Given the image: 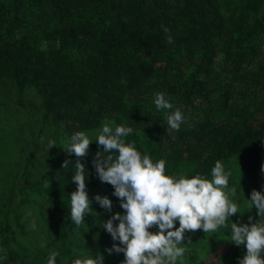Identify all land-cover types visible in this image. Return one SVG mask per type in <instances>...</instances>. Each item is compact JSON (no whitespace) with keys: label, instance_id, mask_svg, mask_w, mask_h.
Listing matches in <instances>:
<instances>
[{"label":"trees","instance_id":"16d2710c","mask_svg":"<svg viewBox=\"0 0 264 264\" xmlns=\"http://www.w3.org/2000/svg\"><path fill=\"white\" fill-rule=\"evenodd\" d=\"M157 92L173 104L169 111L179 109L186 120L171 135L165 112L153 103ZM11 113L21 118L12 138L17 131L33 141L20 146V157L11 153L9 141L1 143L6 147L0 156V264H47L50 251L60 253L56 264L95 258L97 252L104 264H123V253L106 251L113 243L122 245L100 227L124 210L92 166L102 151L96 133L105 120L132 127L125 142H134L153 162L164 159L168 176L201 174L211 180L217 160L231 172L229 187L261 173L264 0H0L5 130L12 126ZM50 127L56 146L43 151L36 138L46 137ZM78 131L93 137L81 162L88 169L86 192L94 213L80 226L70 216V194L76 191L71 165L77 158L63 150ZM40 152L48 158H36ZM66 159L70 165L62 169ZM43 165L48 167L42 174ZM97 195L112 201V213L99 206ZM230 198L244 213L232 222L259 218L246 197ZM230 231L221 227L210 237L203 230L186 233L184 241L191 243L184 264H238L246 249L228 242ZM42 239L47 247L40 246Z\"/></svg>","mask_w":264,"mask_h":264},{"label":"clouds","instance_id":"9594fccd","mask_svg":"<svg viewBox=\"0 0 264 264\" xmlns=\"http://www.w3.org/2000/svg\"><path fill=\"white\" fill-rule=\"evenodd\" d=\"M163 31L167 33L169 29L164 27ZM167 40L172 43L170 35ZM153 103L157 111L165 112L167 134L178 132L186 123L179 109L169 111L174 106L165 93H155ZM113 125L114 120H105L102 129L98 130L95 143L98 148L102 147V151H97L91 161L101 183L114 188L112 195L118 198L119 207L124 210L123 215L112 214L100 224L114 242L119 241L122 245L113 243L106 250L109 255L123 253V264H177V261L184 264L186 247L181 245H185L186 233L197 230H203L205 234L215 233L221 227L227 228L232 216L244 215L240 205L230 198L236 197L237 189L229 187L231 172L225 170L222 161L215 162L211 180L201 174L192 178L183 174L178 178L168 176L164 159L153 162L148 155L137 151L134 142H125V138L134 131L132 127ZM172 138L175 139L174 136ZM92 143L88 134L78 131L71 135L66 150L63 149L68 156L77 158L71 165L74 169L71 182L76 185V191L70 194L71 222L76 226L85 224V215L94 213L86 192L85 172L88 169L81 162V158L88 156ZM54 147L55 142L49 141V150ZM101 153L107 155L102 159ZM69 165L70 161L66 159L62 169ZM94 199L102 209L112 213V201L107 196L97 195ZM246 200L249 210L254 207L259 218L249 216L248 223L244 224L231 221L228 242L246 249L238 264H264V194L254 189L251 199ZM116 221L119 223L115 224ZM177 222L179 227H176ZM36 227L33 220L31 229L36 230ZM153 227L157 228L156 232L149 231ZM188 243H191L190 239ZM40 246L47 247L46 240L42 239ZM59 255L58 251H50L47 264H56ZM94 257L75 258L72 264H104L101 253L97 252Z\"/></svg>","mask_w":264,"mask_h":264},{"label":"rangeland","instance_id":"374dc122","mask_svg":"<svg viewBox=\"0 0 264 264\" xmlns=\"http://www.w3.org/2000/svg\"><path fill=\"white\" fill-rule=\"evenodd\" d=\"M8 118H9L10 121H12L11 128H8V129L5 130V129H3L2 125L0 124V156H1L2 152H5V147L6 146H4V145L9 141V145H10V148H11L12 152L10 150L9 151L11 153H13L14 155L16 154L18 157H20V156H22V154L20 153V146L23 145V144L26 145L28 142L33 141V139L32 138L31 139H28V138L24 139L23 137H19L18 136L19 133L17 131H16V134H17L16 136L17 137H13L12 138V136L14 134V129L15 130H19L20 129V123L19 122H21V118H20V120L18 122L16 120V117L12 113L8 116ZM30 122H32L33 124L39 123V121L37 119H33ZM46 133H47L46 137H44V138H40V137L36 138V141L40 143V146H41L43 151L48 149V142L54 140V129L52 127L47 128L46 129ZM96 135H98V132L96 133ZM90 140H93V137H90ZM1 143H4V145L1 144ZM55 146H56V143H55ZM36 158H38L40 160H45V159L48 158V154L40 152V154ZM47 167H48V165L47 166H45V165L42 166V174L44 173V171L46 170ZM237 183L238 184H236L235 186H239V190L237 192L238 199H241V196H244L247 199L251 198V192L254 189L256 191H260L261 193L264 192V171H262L261 173L257 174L255 177H249L248 179H240V180L237 181ZM240 183H241V185H240ZM241 188H242L243 192H242ZM26 196L29 197L31 195L27 194ZM245 201H247V200L245 199ZM247 203H248V201H247ZM230 225L231 224H229V222H228V226H229V227H227L228 230H231ZM204 236L205 237H210L211 236V232L207 233V234L204 233ZM184 243H185V247H187L188 246V242L184 241ZM223 252H224V248L221 247L220 249L217 250L216 255L218 256V255L222 254Z\"/></svg>","mask_w":264,"mask_h":264}]
</instances>
